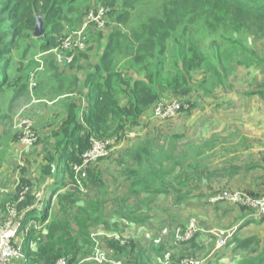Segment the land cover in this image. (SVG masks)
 <instances>
[{"label":"rangeland","instance_id":"1","mask_svg":"<svg viewBox=\"0 0 264 264\" xmlns=\"http://www.w3.org/2000/svg\"><path fill=\"white\" fill-rule=\"evenodd\" d=\"M115 15L116 9L108 11V22L101 33L103 35L93 37L88 48L78 55L72 66H56L48 56L42 71H36V59L40 55L47 56L44 55L45 51L39 49L41 40L33 39L29 36L31 33L29 30L22 29V37L10 52L9 79L4 85L5 94L0 97L2 110L0 194L5 195V198H0V220L6 212L7 205L13 203L11 197L20 186L27 185L30 188L34 183H40L43 191L39 200L41 188L38 187L36 198L30 206L19 209L21 204L17 205L18 212L25 216L35 205L38 208L39 202L43 205L49 200L45 188L57 182V186L63 188V193L74 191L86 204L96 207L97 210L101 209L100 216L106 222L104 226L95 227L90 231L91 251L79 264L91 262L88 259L95 247L103 252H111L112 256L118 255L107 244L111 240L117 241L115 236H118L122 245L131 240L143 246L155 243L165 245L167 248L165 255L153 259V264H176L172 260L173 255L176 258L182 256L202 261L203 264L207 263L217 252L214 251L213 241L202 238L200 244L202 249L188 251L186 254L178 244L182 241L178 239L176 229H185L193 220L200 228L234 230L242 218L248 220L254 218L253 213L247 209L241 210L228 204L210 206L207 198L220 189L240 191L259 197V193L249 190H252V184L263 186L261 179L264 171V64H261L260 59L256 61L255 57L248 59L249 68L233 63L223 83L213 82L205 88L199 86L203 77L196 75L188 84L192 92L187 98L171 92L163 93L160 97L188 101L190 104L186 112L173 120H151V112L148 110L136 125L127 126L123 131H117L108 124L100 136L91 135L90 138L112 135L103 140H108L113 145L106 158L94 162L91 168L85 170L83 176L79 177L83 180L80 190L74 186L71 170L70 173L64 171V168L59 169V173L54 170L58 161L53 147L58 139L54 134L60 133V127L67 116L69 110L67 105L72 104L78 108V114L83 110V104H79L83 99L82 91H77L72 84H69L66 91L62 90L66 78H58V83L52 84L61 90L53 89L56 103L51 104L47 93L50 89L45 88L46 79L54 73L60 76L71 70L75 71L76 76H83L103 49L108 33L117 27ZM38 17L42 20L41 16L37 15ZM73 28L65 26L63 32ZM42 29L45 35L43 20ZM262 31L259 27L256 34L243 35L242 41L264 60ZM52 36L58 40L61 34ZM226 37L228 39L219 41V44H230L231 38L227 34ZM221 48L222 53L227 51L226 46ZM234 60L240 61L237 58ZM30 78L34 83L31 90L28 87ZM74 78L73 84L76 83L77 77ZM18 86L19 90L16 91ZM12 95H15V98L8 102ZM224 99H229L231 105L218 104ZM22 117L33 122L37 136L34 147L27 150L20 147L15 128L16 122ZM122 142L128 144L120 151L118 145ZM137 144L149 149L150 157L147 161H142V166L130 160L128 155ZM20 155L24 161H20ZM248 165L255 168L247 169ZM128 170L132 171V177L126 173ZM93 173L97 175L96 178L102 180V188L95 187V179L93 183L88 182ZM22 181L24 183H21ZM149 186L157 193L152 192V195H149ZM158 187L164 190L158 193L160 191ZM129 197H135L136 200L132 198L128 201ZM135 205L143 209L142 215L148 220L140 222L133 220L123 226L124 221H121L119 216L136 218L132 208ZM52 212L54 215L59 212L58 201L55 198H51L49 215ZM111 222H117L118 227L106 228L105 226ZM35 223L40 224L42 228L47 227L49 219L43 223L38 221ZM260 225L254 226L253 231L263 229L258 227ZM71 226L75 230V223ZM249 228L239 231L238 234L240 236L248 234ZM45 235L46 232L43 233V236ZM262 235L264 237V234ZM260 240L259 247L264 248V238ZM221 250L217 253L218 257L224 253L227 256L218 264H232L234 254L229 253L228 249Z\"/></svg>","mask_w":264,"mask_h":264},{"label":"trees","instance_id":"2","mask_svg":"<svg viewBox=\"0 0 264 264\" xmlns=\"http://www.w3.org/2000/svg\"><path fill=\"white\" fill-rule=\"evenodd\" d=\"M98 7L116 9L117 27L108 33L103 49L95 58V62L83 75L82 80L76 78L74 84L72 83L74 77L65 76L73 70L60 76L54 73L46 79L51 83H58V78H66L62 90L66 91L69 84H72L77 91L82 88L86 91L83 110L78 114V108L72 104L67 105L69 110L60 127V133L54 134L58 138L53 147L58 161L54 170L58 173L61 168L70 173L73 165L78 164L81 155L89 149L91 135L100 136L101 131L108 124L117 131L136 125L145 112L152 111L156 102L165 100L164 97H160L163 93L171 92L183 98L189 97L192 89L188 84L194 76L203 77L199 86L205 88L213 82L223 83L233 63L249 68L248 59L255 57L256 61L260 59L261 64H264V60L242 41L243 35L256 34L259 27L264 33V0H0V97L5 94L4 85L9 79L10 52L22 37L23 28L29 30L31 32L29 36L33 37L37 15L42 17L46 29L45 35L40 38L33 37L41 40L39 49L45 51L44 55H47L45 57L40 55L36 59V71H42L48 56L56 66H72L78 55L88 48L90 40L99 34L103 35L101 33L105 29L98 31L95 27H88L83 30L84 49L74 50V57L70 63L64 60L59 62L54 54L49 53L60 44L62 38L80 30L86 13ZM106 21L108 22V19ZM65 26L75 27L64 33ZM52 34H61V36L56 40ZM226 34L231 38L230 44H219V41L228 39ZM221 46H226L225 51H227L222 53ZM235 58L240 61L235 62ZM77 83L80 85H76ZM18 90L19 86L16 88V91ZM54 94L53 90L52 95L56 96ZM14 98L15 95H12L8 102ZM183 103L190 107L188 101ZM79 104L77 103V106ZM1 113L0 108V115ZM124 135L125 133L123 137ZM111 136H101L96 139L103 140ZM128 155L130 160L141 166L142 161H147L150 157L148 147L139 144L132 148ZM21 157L20 155V161H24ZM254 168L255 166L252 165L247 166L250 170ZM126 173L130 177L133 176L132 171L128 170ZM96 177L97 175L93 173L88 182L93 183L95 179L94 185L100 189L102 180ZM262 180L263 173L261 182ZM56 183L50 186L49 200L43 205L40 202L38 208L35 205L22 218L16 239L23 236L24 257L14 262L52 264L57 259L65 257L69 264H79L90 254L92 246L90 231L106 224L100 216L101 209L97 210L96 207L86 204L74 191L58 194L61 187ZM38 185L40 183L30 186L24 201L19 203L21 204L19 209L26 208L34 202ZM163 186L165 188V184ZM164 188H159L158 193ZM18 190L19 188L11 197L13 202L16 200ZM221 190L223 189L214 192ZM152 192L157 193L149 186L148 194L152 195ZM51 198L58 201L59 209V212L53 216L49 215ZM207 203L210 206L228 204L246 210L244 207L229 203L212 205L208 202V198ZM134 211L135 216L139 213L141 216L133 219L119 216L124 221L123 226L133 220L139 222L148 220L142 215L143 209L138 205ZM253 215L254 218L251 220L242 218V221L235 225L232 238L223 248L215 249L214 246V251L217 252L204 264L221 262L227 256L224 253L218 257L217 253L221 252V249H228L229 253L234 254L232 264H264V248L259 247L263 235L260 232H252L245 237L238 234L239 231L242 232L251 226L264 224V217H256L254 213ZM47 219H49L47 227L42 228L39 224L40 229H33L29 225L31 221L43 223ZM73 223L75 230L71 226ZM110 226L117 228L118 224L111 222L105 227ZM206 230L208 228L201 227V231L190 240L178 243L184 253L201 250L202 238H209L214 243ZM45 232L46 235L43 236ZM107 244L118 254L116 256L110 254V256L125 260L124 264L130 262L153 264V259L164 256L167 250L161 243L143 246L135 240L127 241L123 245L119 240H111ZM183 258L172 256L176 264H179Z\"/></svg>","mask_w":264,"mask_h":264},{"label":"built area","instance_id":"3","mask_svg":"<svg viewBox=\"0 0 264 264\" xmlns=\"http://www.w3.org/2000/svg\"><path fill=\"white\" fill-rule=\"evenodd\" d=\"M110 9L104 7H98L92 9L86 13L83 18V22L80 26V30L71 32L66 38L60 40V44L49 53L54 54L59 62L63 60L66 63H70L74 57V50L84 49V36L82 31L88 27H95L98 31H102L106 27L107 14ZM75 38V39H74ZM74 39V40H73ZM28 87L31 90L34 86L33 80L30 79ZM188 105L177 99H165L155 103L152 111L151 118L156 121H166L176 118L183 110H186ZM15 128L18 134V142L24 149L33 148L37 136L33 128V122L25 117L19 118L16 122ZM112 142L108 140H98L96 138H90L89 149L86 150L80 157V162L74 164L72 172L74 175V186L82 190L80 176L89 168L91 164L98 161L101 158H105L110 154L112 148ZM83 176V175H82ZM262 185L264 186V172ZM29 187L22 185L19 187L16 193V200L7 205L6 212L2 220H0V264H10L16 260L23 259V246L22 244H16V237L20 228V222L22 220L21 214L17 210V205L24 201ZM208 202L212 205L218 203L235 204L240 207H244L247 210H251L256 217H264V199L251 196L249 194L240 191H228L221 190L210 194ZM201 228L191 220L185 229H176V233L179 234L178 239L180 241L190 240L197 232H200ZM206 233L214 240L215 249L223 248L227 242L232 238L234 230H220L217 228L208 229ZM119 240L118 236L114 237ZM111 252H103L98 248L93 249V254L88 259L96 264H124L125 260L114 259L110 256ZM52 264H69L67 259L62 257L57 259ZM130 264H134L131 263ZM179 264H203L202 261L190 260L183 258Z\"/></svg>","mask_w":264,"mask_h":264},{"label":"crops","instance_id":"4","mask_svg":"<svg viewBox=\"0 0 264 264\" xmlns=\"http://www.w3.org/2000/svg\"><path fill=\"white\" fill-rule=\"evenodd\" d=\"M44 70V69H43ZM66 77H68V76H71V77H77L78 79H79V81H81L82 80V78H83V76H80V75H77L76 76V74H75V71H71V72H69L67 75H65ZM47 87L50 89V90H47ZM56 86H54L53 87V84L51 83V82H49V81H47L46 82V86H45V88H46V90H47V93H48V95H49V97H48V99H49V101H50V103L51 104H55L56 103V99H54L53 98V95H52V92H53V89L55 90L56 88H55ZM79 91H82V96H83V99H82V102L80 103V104H83V106L85 105V103H84V96H85V90H84V88H82V89H80ZM215 94V93H214ZM213 95V93L211 94V96ZM164 99H170V98H164ZM46 100V99H45ZM42 101H44V100H42ZM45 103H48L47 101H45ZM218 104L219 105H222V104H228V105H231V102L229 101V99H224V100H220L219 102H218ZM151 120H153V119H151ZM38 127H39V125H38ZM138 136H140V134L138 135ZM126 137V136H125ZM132 141V140H131ZM128 143H125V142H122V143H120L119 145H118V149L120 150V151H122L125 147H126V145H127ZM257 165V164H256ZM258 166V165H257ZM39 186V188H41V186L40 185H38ZM51 186V185H50ZM50 186H48V187H46L47 189H49V190H47L46 188H45V192L47 193V196L49 195V193H50ZM252 186H253V188H252V190H249V191H251V192H254V193H259L258 195H259V197L260 198H263L264 199V186H258V185H255V184H252ZM58 194H61V193H63V188H60L59 190H58V192H57ZM43 195V191H42V188H41V191L39 192V200H41V196ZM50 196V195H49ZM0 198H5V195L4 194H0ZM132 198H134V197H129V198H127V200L129 201L130 199H132ZM135 199V198H134ZM40 203V202H39ZM133 208V210L136 208V205L135 206H133L132 207ZM20 213V212H19ZM21 214V216H22V218L24 217V214H22V213H20ZM52 216L54 215V212H52V214H51ZM138 216H141L140 215V213L139 214H137L135 217H138ZM4 217V216H3ZM3 217H2V219H3ZM1 219V220H2ZM122 221V220H121ZM29 225L33 228V229H40V225H37L36 223H34L33 221H31L30 223H29ZM258 227H262L263 229H260V230H258V231H256V232H260L261 234H264V225L262 224V225H260V226H258ZM253 228H254V226H251L250 228H249V232H247L248 234H245V235H241V237H245V236H247V235H249L252 231H253ZM234 230H235V228H234ZM254 232V231H253ZM24 234H25V231H24ZM252 234V233H251ZM261 237H262V235H261ZM16 242L18 243V244H22V246H23V236H21V237H19V238H17L16 239ZM10 264H22L21 262H12V263H10Z\"/></svg>","mask_w":264,"mask_h":264},{"label":"water","instance_id":"5","mask_svg":"<svg viewBox=\"0 0 264 264\" xmlns=\"http://www.w3.org/2000/svg\"><path fill=\"white\" fill-rule=\"evenodd\" d=\"M41 36H43L42 20H41L40 17H38L36 19V25H35V28H34L33 37L34 38H40Z\"/></svg>","mask_w":264,"mask_h":264}]
</instances>
